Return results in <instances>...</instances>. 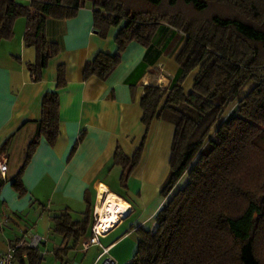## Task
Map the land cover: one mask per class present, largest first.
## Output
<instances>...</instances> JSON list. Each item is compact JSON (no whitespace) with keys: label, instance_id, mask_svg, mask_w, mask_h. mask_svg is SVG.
I'll use <instances>...</instances> for the list:
<instances>
[{"label":"trees","instance_id":"trees-1","mask_svg":"<svg viewBox=\"0 0 264 264\" xmlns=\"http://www.w3.org/2000/svg\"><path fill=\"white\" fill-rule=\"evenodd\" d=\"M86 4L100 36L122 24L115 53L97 52L84 65L83 79L104 80L129 42L150 46L161 25L184 38L173 84L143 85L145 132L138 147L130 158L118 146L113 154L125 181L151 122L174 126L169 171L159 188L166 200L154 214L153 230H136L129 264H264V0H0V41L10 39L14 21L24 17L23 41L35 50L26 66L39 80L59 51L45 37L46 19L72 17ZM194 69L192 87L184 91L180 84ZM64 84V66L58 65L55 90L42 96L40 120L12 182L17 190L39 137L53 144L58 136V89ZM92 223L88 205L80 220L67 211L53 216L52 231L74 246ZM24 253L34 264L35 250L20 247L16 257Z\"/></svg>","mask_w":264,"mask_h":264},{"label":"crops","instance_id":"crops-1","mask_svg":"<svg viewBox=\"0 0 264 264\" xmlns=\"http://www.w3.org/2000/svg\"><path fill=\"white\" fill-rule=\"evenodd\" d=\"M121 24L100 36L89 4L72 17L47 18L45 37L59 51L42 69L39 80L26 66L34 62L35 50L23 41L25 18H16L12 37L0 41V158L7 162L6 175L0 177V252L38 234L42 240L33 249L34 264H100L103 256L97 257L106 246L113 264H129L137 249L136 230H153L154 214L166 200L159 188L169 171L173 124L160 119L151 122L140 159L125 181L113 154L118 146L130 158L138 147L145 132L140 120L143 85L168 88L173 84L176 55L184 38L174 54L166 56L161 47L171 30L161 25L152 45L129 42L104 80L83 79L84 65L97 52L115 53L114 36ZM58 65L64 66L65 78L58 89V136L53 144L39 137L20 172L17 190L12 182L40 120L42 96L55 90ZM195 73L196 69L190 71L181 82L184 91L191 89ZM100 183L130 209L100 236L101 246L82 247L90 236L88 228L71 246V240L52 231V217L67 211L73 220H80L88 205L95 212ZM63 246L68 247L65 252H56ZM14 264L31 262L22 254Z\"/></svg>","mask_w":264,"mask_h":264},{"label":"built area","instance_id":"built-area-1","mask_svg":"<svg viewBox=\"0 0 264 264\" xmlns=\"http://www.w3.org/2000/svg\"><path fill=\"white\" fill-rule=\"evenodd\" d=\"M6 170H7V162H6V158L3 156L0 158L1 177H5ZM92 219H93V223L90 226V236L87 238L85 242L82 243L83 248H87L91 244H97L101 246L99 242V238L100 236L106 233L105 232L99 234L95 229V225L97 222V214L94 211L92 213ZM41 240L42 237L40 235L33 234L28 240L21 239L16 243L10 244L5 251L0 252V264H14L16 261V251L18 248L25 246L30 249H35ZM108 249H109L108 246L102 247L101 253L97 257L98 259L99 257L103 256V259L100 264H113V260L108 253ZM23 256L25 257L26 255L23 254Z\"/></svg>","mask_w":264,"mask_h":264},{"label":"bare ground","instance_id":"bare-ground-1","mask_svg":"<svg viewBox=\"0 0 264 264\" xmlns=\"http://www.w3.org/2000/svg\"><path fill=\"white\" fill-rule=\"evenodd\" d=\"M96 192L95 229L101 234L111 229L129 211L130 206L102 183L98 185Z\"/></svg>","mask_w":264,"mask_h":264},{"label":"rangeland","instance_id":"rangeland-1","mask_svg":"<svg viewBox=\"0 0 264 264\" xmlns=\"http://www.w3.org/2000/svg\"><path fill=\"white\" fill-rule=\"evenodd\" d=\"M158 29L153 34V36L151 38L150 45H152V43L155 41V39H157ZM169 29L171 30V33L168 34L167 40L165 39V41H166L165 44L161 47L162 53L165 54L166 56H172L174 54L176 48L178 47V44L183 39L182 34L178 30L171 28V27H169ZM232 106L233 105H231L230 108H228L227 110H230L232 108ZM213 132H214V129H213L212 133ZM95 206H96V202H95L94 208H95ZM89 232H90V228H89Z\"/></svg>","mask_w":264,"mask_h":264}]
</instances>
